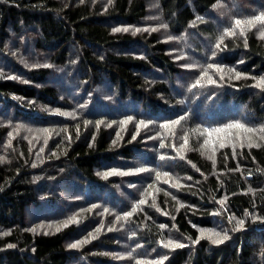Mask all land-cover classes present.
Instances as JSON below:
<instances>
[{
  "label": "trees",
  "instance_id": "16d2710c",
  "mask_svg": "<svg viewBox=\"0 0 264 264\" xmlns=\"http://www.w3.org/2000/svg\"><path fill=\"white\" fill-rule=\"evenodd\" d=\"M262 13L0 0V264H264Z\"/></svg>",
  "mask_w": 264,
  "mask_h": 264
},
{
  "label": "snow or ice",
  "instance_id": "6c2138e0",
  "mask_svg": "<svg viewBox=\"0 0 264 264\" xmlns=\"http://www.w3.org/2000/svg\"><path fill=\"white\" fill-rule=\"evenodd\" d=\"M235 23H236V26H237V27H240L242 23L247 24V25H249L250 27H255L257 24L264 25V13H262V14H260V15H257V16H255V17H253L252 19L248 20V21H243V22H242V21H240V20H237ZM124 30L127 31V29H124ZM115 31H121V29L117 28V29H115ZM205 75H207V73H205ZM258 83H259L260 85H264V80H262V81H260V82H258ZM174 123H179V121H176V122H174ZM164 127H168V125H164ZM227 127H228V128H238V129H243V128H244V126L241 125V124L228 125ZM213 131H215V132H220V131H223V130H222V129H214ZM245 131H251V130H249V129H245ZM262 131H264V129H262ZM205 143L207 144L208 142L205 141ZM220 146H221V147H224V144L221 143ZM249 146H252V145H249ZM142 170H143V169H141V171H142ZM112 174H113V173L109 172V173H105L104 175H105V176H108V175H112ZM139 203H140V204H144L145 201H144V200H141ZM134 210H135V209H134ZM131 214H132V213L129 212V213H127L126 215L130 216ZM73 222H75L74 219L69 220V221H67V222L65 223V226H67L68 223H73ZM239 224H240L241 227H243L244 221H243V220L239 221ZM58 230H59V229H58ZM215 235L217 236V239L213 240V243H217V244H219V243H223L224 240H227V239H228V236H227V235H224L223 237H220V236H219V233H217V234H215ZM80 243H87V241L77 242L76 244H72V245H70V247H73V248L78 247ZM169 245H171V246H173V247H184V245H182V244H175V245H173V243H172L171 241H169ZM160 264H163V261H161Z\"/></svg>",
  "mask_w": 264,
  "mask_h": 264
},
{
  "label": "rangeland",
  "instance_id": "374dc122",
  "mask_svg": "<svg viewBox=\"0 0 264 264\" xmlns=\"http://www.w3.org/2000/svg\"><path fill=\"white\" fill-rule=\"evenodd\" d=\"M150 17H152V16H151V15H148V18H150ZM228 229H229V228H228V227H224V225H222V226L219 227L218 229L213 228V229L211 230V235H213V238H214V239H217V236L215 235V234H217V233H219V236L222 235V236H220V237H223L224 235H226V234H224V233H225Z\"/></svg>",
  "mask_w": 264,
  "mask_h": 264
}]
</instances>
